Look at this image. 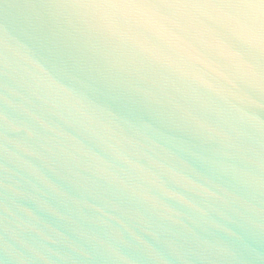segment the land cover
I'll return each mask as SVG.
<instances>
[{"label": "water", "instance_id": "95a60500", "mask_svg": "<svg viewBox=\"0 0 264 264\" xmlns=\"http://www.w3.org/2000/svg\"><path fill=\"white\" fill-rule=\"evenodd\" d=\"M0 264H264V0H0Z\"/></svg>", "mask_w": 264, "mask_h": 264}]
</instances>
